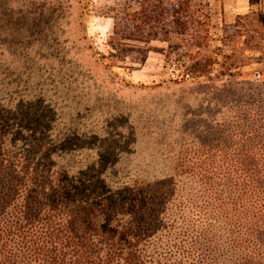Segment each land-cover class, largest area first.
Instances as JSON below:
<instances>
[{
	"label": "rangeland",
	"instance_id": "rangeland-1",
	"mask_svg": "<svg viewBox=\"0 0 264 264\" xmlns=\"http://www.w3.org/2000/svg\"><path fill=\"white\" fill-rule=\"evenodd\" d=\"M263 52L264 0H0V120L114 188L164 179L226 144Z\"/></svg>",
	"mask_w": 264,
	"mask_h": 264
},
{
	"label": "trees",
	"instance_id": "trees-1",
	"mask_svg": "<svg viewBox=\"0 0 264 264\" xmlns=\"http://www.w3.org/2000/svg\"><path fill=\"white\" fill-rule=\"evenodd\" d=\"M211 63L197 64L199 83L214 82ZM255 72L230 92L238 103L225 145L132 186L57 165L0 120V264H264V73Z\"/></svg>",
	"mask_w": 264,
	"mask_h": 264
}]
</instances>
